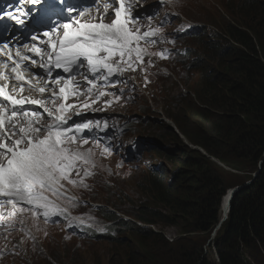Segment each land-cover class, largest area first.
<instances>
[{"label": "snow or ice", "instance_id": "6c2138e0", "mask_svg": "<svg viewBox=\"0 0 264 264\" xmlns=\"http://www.w3.org/2000/svg\"><path fill=\"white\" fill-rule=\"evenodd\" d=\"M27 2L43 4L45 16L55 15L65 22H57L44 31V40L32 35L33 43H25L23 49L17 47L15 52L8 42L0 44V235L4 239L17 225L31 237L24 226L26 219H31L37 230L41 217L45 223L53 216L69 219V207L77 203L76 197L69 195V186L88 187L85 179L93 175L90 169L95 167V148L99 147V138L85 147L89 140L83 134L101 128L100 121H69L106 95L118 101L119 96L101 89L110 83L114 87L126 71L142 66L145 56L167 58L165 51L148 50L156 44L162 29L152 27L148 17V27L142 30L138 14L134 16L132 12L135 0H108L103 4L101 0H91L88 6L79 7L67 0ZM24 4L25 0H19L15 11L12 5L0 8V21L7 18L24 26L30 15ZM93 7L95 15H91ZM90 15V19H85ZM108 15L115 17L110 23L105 22ZM8 29L9 25L0 24V30ZM30 68L42 69L47 79L27 78L25 73ZM56 69L66 75L53 78ZM82 83L87 86L81 88ZM26 89L37 95H26ZM72 97L84 99L68 103ZM112 103L105 101V106ZM28 105H36L42 111ZM107 128L105 121L103 129ZM111 152V147L105 145L100 154ZM71 219L84 223L80 217ZM3 253L0 248V256Z\"/></svg>", "mask_w": 264, "mask_h": 264}, {"label": "trees", "instance_id": "16d2710c", "mask_svg": "<svg viewBox=\"0 0 264 264\" xmlns=\"http://www.w3.org/2000/svg\"><path fill=\"white\" fill-rule=\"evenodd\" d=\"M220 18L221 23L214 24L217 33L209 42L210 66L205 67L197 59L193 65L202 73L204 93L215 97L221 110L218 115L208 117L209 128L214 133L205 135L207 139L185 135L206 155L188 147L176 136L181 147L179 154L184 159L174 157L179 165L168 176V184L159 183L153 192L159 204L145 206L133 215L146 224L160 222L176 226L183 233L198 232L205 237L199 245L180 246L173 253V246L150 228L120 220L116 223L120 229L135 232L141 239L160 237L165 245L140 255L144 246L137 241L140 246L134 251L128 250L129 259H133L129 264L264 262V0H237L236 6L226 4ZM218 67H222V75ZM219 85L223 86L220 90ZM202 113L211 115L205 109ZM211 157L242 174L224 171ZM246 181L250 182L231 197L227 217L210 241L216 253L211 258L205 243L219 221L221 199L227 190ZM111 214L106 212L102 216L107 218ZM108 236L111 240L115 238Z\"/></svg>", "mask_w": 264, "mask_h": 264}, {"label": "rangeland", "instance_id": "374dc122", "mask_svg": "<svg viewBox=\"0 0 264 264\" xmlns=\"http://www.w3.org/2000/svg\"><path fill=\"white\" fill-rule=\"evenodd\" d=\"M143 1L144 4L149 3L151 6L160 9L161 12L173 15L171 18H167L165 26H159L158 18L151 16V26L160 27L162 33L158 36L161 38L159 46L150 47L154 52H161L162 47L169 48V54L166 55L167 58L162 59L159 57V59L168 66L176 67L174 69L175 76L163 80L162 89L156 87L154 90H148V98L138 93L142 92V90L134 92L130 97L124 96L121 102V109H115L121 111L122 114L109 116L118 124H123V134L118 141L119 144H114L111 148V154L104 155L106 172L103 176L105 180L102 182V187L100 189L91 187V199H96L94 202L100 203L101 207L94 209L90 205H88L89 207L78 205V209L83 211L81 217L96 223L93 226V228H96L93 229V232H96L94 230L101 231L104 227L109 226V224L105 223L103 216L101 214L98 215V210L102 213L103 209L107 208L116 214L120 213L127 217V214L133 216L138 210H144L145 206H157L159 203L155 202L153 192L156 191L158 185L162 183L168 184V176L172 175L174 167L179 165L174 157L177 156L181 160L184 159L179 154L181 147L176 135L182 138L184 143H186L185 139L187 140L185 135H190L197 140L207 139L205 135L214 133L209 128L211 121L208 117L218 115L221 110L216 104L215 97L204 93L206 85L202 78V73L195 69V65L191 66L189 61L181 60L176 50L178 44L184 42V44L191 46V52H193V55H191L192 60L197 59L199 61L200 58V64L205 67L210 66L207 58L209 42L213 33L217 30L209 23L214 22L219 11L222 12L220 0ZM222 2L225 5L232 4L236 6L237 4V0H222ZM139 23L144 26L142 30H146L149 21L145 18ZM192 25L199 28L198 33L199 30H204L205 32L204 35L197 38L195 44L192 37L181 39L177 35L179 30ZM218 68L217 71L222 75V67ZM222 87L219 85V90ZM203 109L209 111L211 115H204L202 113ZM138 139L142 141L139 155H128L126 152L127 146ZM157 143H160L164 148L158 147ZM102 149L103 147L101 151ZM157 152L160 154L156 155ZM148 162L151 165L145 167ZM160 163H162V167L167 173L166 181L163 176H158L160 171L163 172V169L157 168ZM215 163L224 171L242 174V172L229 165H224L218 160ZM100 167H103V165ZM248 169L245 174L248 173ZM225 177L227 178V174H225ZM156 182L158 184L153 186ZM222 208L226 209L225 201L222 203ZM92 209L95 210V213L89 214ZM222 211V209L221 211L219 209L220 216ZM153 225L154 228L150 229L156 231L159 236L173 246V253L180 246L188 248L193 244L199 245L200 239L205 237L198 232L183 233L176 226L163 225L160 222ZM59 231H62L64 236L71 237V239L65 241L63 235L58 231L43 226V232L39 237L45 241L49 240L50 243H54L58 247L50 245L48 257L37 259L39 261L37 264H129L133 263V259H129L130 252L128 250L133 249L134 251L136 247L140 246L137 241L142 242L144 246L140 251V255H144V252L150 253L153 247L158 248L160 244L165 247L164 243L160 241V237L141 239L135 232L132 233L122 229L114 240L102 237V235L101 237H80L73 235L68 230L59 229ZM209 235L210 237L205 243L207 246L206 252H208L209 257L215 258L216 253L210 242L214 236L213 230ZM21 240L23 242L29 241L27 236H22L19 233L14 235V239L3 242L2 247L6 248L7 251L0 256V264H34L32 259L29 261L27 258L24 250L26 245L21 247L18 243ZM149 242L151 244L155 243V245H147ZM170 250L171 248L166 251L169 252ZM50 256L57 258L59 263L52 262L49 258Z\"/></svg>", "mask_w": 264, "mask_h": 264}, {"label": "bare ground", "instance_id": "6f19581e", "mask_svg": "<svg viewBox=\"0 0 264 264\" xmlns=\"http://www.w3.org/2000/svg\"><path fill=\"white\" fill-rule=\"evenodd\" d=\"M171 9V8H170ZM41 26V25H40ZM37 30V27H30V31L29 30H24V32L21 34V39L20 40H18L17 42H15L14 43V45H13V47L15 48V47H19V48H21V49H23V44H25V43H27V44H29V45H31V43H33V41L31 40V36L33 35L32 34V32H34V31H36ZM37 43H39L38 41H37ZM12 50V49H11ZM15 50H16V48H15ZM15 50H14V52H15ZM29 55H33V54H30L29 53ZM31 69V68H30ZM25 75L27 76V77H31L32 76V74H30L29 72H27V73H25ZM166 125V124H165ZM175 127H177V126H175ZM178 128V127H177ZM179 129V128H178ZM87 135H84V138H86V139H88V137H86ZM178 138H180L178 135H176ZM141 138V137H140ZM142 139V138H141ZM180 140L184 143V141H183V139L182 138H180ZM187 140H188V138H187ZM186 139H185V142L186 143H184L185 145H187L188 147H190V148H192V149H197V150H199V146H197V145H193V144H191L190 142H189V140L187 141ZM106 145V139H105V137H103V138H101V139H99V147H97L96 148V155H97V157H95V167H94V170L96 171V172H99V168H100V166H102L103 165V167H106V164H105V160H104V155H101L100 153H101V148L102 147H104ZM111 145H114V143H113V141H111ZM109 147H112V146H109ZM158 155V154H157ZM97 158H99L98 159V161H97ZM110 176V175H109ZM106 177H107V175H106ZM123 198H125L124 196H123ZM226 199L225 198H223L222 200H221V204H220V211H221V209L224 211V209L222 208V203L225 201ZM226 210V209H225ZM106 212H113V211H110V210H108V211H102V213H98V215L99 214H101V215H104V214H106ZM95 213V210L94 209H92V210H90L89 211V214H94ZM54 217V216H53ZM120 217V216H119ZM90 224H93V222H91ZM13 233V231H11L10 233H7V235H9V234H12ZM108 235H110L109 233H107L106 235H104V237L105 238H108V239H110V237L108 236ZM40 257H39V256ZM45 256L46 257H48V250L47 249H45V248H37V249H35L34 251H33V253H32V256H31V259H32V261L34 262V264H37L39 261H37V259H42V258H45ZM57 263H59V260L57 261Z\"/></svg>", "mask_w": 264, "mask_h": 264}, {"label": "water", "instance_id": "95a60500", "mask_svg": "<svg viewBox=\"0 0 264 264\" xmlns=\"http://www.w3.org/2000/svg\"><path fill=\"white\" fill-rule=\"evenodd\" d=\"M262 160H263V159H262ZM262 160H261V162H262ZM261 162H260V163H261ZM260 163H259V165H258V169H259ZM256 173H257V172H255V173L253 174V176H254ZM249 182H250V181H247V182H245V183H244L243 185H241V186H235V187L229 189V190L227 191V193L222 197V199H223V198L226 199V200H225L226 210H224V211L221 212V216H220V218H219V221H218V223L216 224L215 228L213 229L214 235H215L216 230L220 227L221 223H222V222L226 219V217H227V213L229 212L230 199H231V197L233 196V194H234V193H235L240 187H242V186L248 184ZM222 199H221V200H222Z\"/></svg>", "mask_w": 264, "mask_h": 264}]
</instances>
